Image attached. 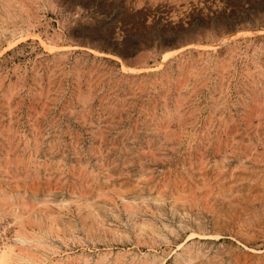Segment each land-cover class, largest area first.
Here are the masks:
<instances>
[{
    "label": "rangeland",
    "instance_id": "obj_1",
    "mask_svg": "<svg viewBox=\"0 0 264 264\" xmlns=\"http://www.w3.org/2000/svg\"><path fill=\"white\" fill-rule=\"evenodd\" d=\"M0 256L264 264V0H0Z\"/></svg>",
    "mask_w": 264,
    "mask_h": 264
},
{
    "label": "bare ground",
    "instance_id": "obj_2",
    "mask_svg": "<svg viewBox=\"0 0 264 264\" xmlns=\"http://www.w3.org/2000/svg\"><path fill=\"white\" fill-rule=\"evenodd\" d=\"M223 41H224V43H225L227 40H226V41L223 40ZM222 44H223V43H222ZM5 248H6V247H5ZM2 250H3V249H2ZM6 252H7V251H6ZM8 253H9V252H8ZM3 255H4V254H3ZM0 257H1V256H0ZM7 260H8V259H7ZM1 261H3V260L1 259ZM190 261H191V260H190ZM190 261H189V262H190ZM189 262H188V263H189ZM0 263H2V262H0ZM2 264H3V263H2Z\"/></svg>",
    "mask_w": 264,
    "mask_h": 264
},
{
    "label": "water",
    "instance_id": "obj_3",
    "mask_svg": "<svg viewBox=\"0 0 264 264\" xmlns=\"http://www.w3.org/2000/svg\"><path fill=\"white\" fill-rule=\"evenodd\" d=\"M231 37L233 38L234 36H231ZM231 37H230V38H231Z\"/></svg>",
    "mask_w": 264,
    "mask_h": 264
}]
</instances>
